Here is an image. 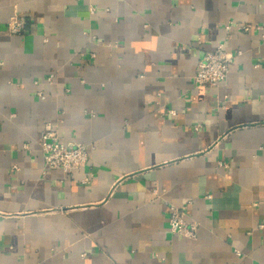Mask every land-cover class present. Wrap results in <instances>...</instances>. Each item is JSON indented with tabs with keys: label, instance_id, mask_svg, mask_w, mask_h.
Listing matches in <instances>:
<instances>
[{
	"label": "crops",
	"instance_id": "0c3cea01",
	"mask_svg": "<svg viewBox=\"0 0 264 264\" xmlns=\"http://www.w3.org/2000/svg\"><path fill=\"white\" fill-rule=\"evenodd\" d=\"M0 59V264H264V0H0ZM48 122L86 167L45 166Z\"/></svg>",
	"mask_w": 264,
	"mask_h": 264
},
{
	"label": "built area",
	"instance_id": "2783aa9c",
	"mask_svg": "<svg viewBox=\"0 0 264 264\" xmlns=\"http://www.w3.org/2000/svg\"><path fill=\"white\" fill-rule=\"evenodd\" d=\"M92 11H94L92 9ZM230 22L226 25L227 29L232 27ZM240 29L250 31V26H241ZM26 29V20L19 13L12 16L8 23V30L11 34H21ZM238 52L237 54H240ZM94 55V54H93ZM235 54L225 49L224 43H220L215 50L208 51L199 61L195 75L194 83L196 86H218L225 82L230 72V66L234 62ZM4 62L0 59V69ZM56 75L51 73L47 78V83H53ZM36 95L41 100H46L47 92L41 87V82H35ZM171 115H176L175 110H170ZM199 128V126H197ZM41 151L45 160V166L52 170H62L71 174L87 166L90 158L89 148L86 145L71 146L66 143L57 131L54 123L48 122L41 134ZM28 148V145L25 146ZM19 170L18 165L12 167V171ZM88 178L85 180L87 181ZM212 198V195H208ZM188 204L182 206H170L169 226L170 230L183 238L196 239L198 237L199 223L188 219ZM238 254L240 252L236 250Z\"/></svg>",
	"mask_w": 264,
	"mask_h": 264
}]
</instances>
